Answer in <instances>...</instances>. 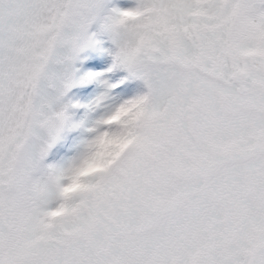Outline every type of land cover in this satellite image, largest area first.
<instances>
[{"label": "snow or ice", "instance_id": "1", "mask_svg": "<svg viewBox=\"0 0 264 264\" xmlns=\"http://www.w3.org/2000/svg\"><path fill=\"white\" fill-rule=\"evenodd\" d=\"M0 264H264V0H0Z\"/></svg>", "mask_w": 264, "mask_h": 264}]
</instances>
